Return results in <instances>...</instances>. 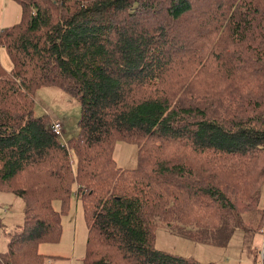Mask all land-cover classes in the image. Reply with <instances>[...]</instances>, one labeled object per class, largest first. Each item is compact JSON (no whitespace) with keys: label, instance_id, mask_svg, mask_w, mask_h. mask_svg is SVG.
I'll use <instances>...</instances> for the list:
<instances>
[{"label":"trees","instance_id":"obj_1","mask_svg":"<svg viewBox=\"0 0 264 264\" xmlns=\"http://www.w3.org/2000/svg\"><path fill=\"white\" fill-rule=\"evenodd\" d=\"M18 1L0 26V190L23 220L0 264H43L38 244L61 235L52 200L73 193L82 264H220L158 249L156 231L221 248L263 232L264 0ZM45 85L79 99L76 135L35 113ZM117 140L136 145L133 167L114 160Z\"/></svg>","mask_w":264,"mask_h":264},{"label":"rangeland","instance_id":"obj_2","mask_svg":"<svg viewBox=\"0 0 264 264\" xmlns=\"http://www.w3.org/2000/svg\"><path fill=\"white\" fill-rule=\"evenodd\" d=\"M21 9L18 0H0V26L17 22L21 16ZM0 62L7 71L10 70L12 63L3 46H0ZM34 100L36 114L47 112L51 119L62 120V137L67 139L77 134L80 105L76 96L58 86L45 85L35 91ZM136 150L135 144L117 140L113 149V158L117 165L133 167L136 163ZM52 204L60 212L61 235L56 242L38 244L37 250L44 257L43 264H82L87 241V226L82 203L73 193L65 209H62L58 198H54ZM259 207H264V182L261 185ZM0 218L4 225V227L0 225V252H3L8 241L5 232L23 220L22 198L11 192L0 190ZM263 239L264 230L261 234L236 230L228 245L221 248L160 228L156 231L154 245L158 249L191 257L201 263L262 264Z\"/></svg>","mask_w":264,"mask_h":264},{"label":"built area","instance_id":"obj_3","mask_svg":"<svg viewBox=\"0 0 264 264\" xmlns=\"http://www.w3.org/2000/svg\"><path fill=\"white\" fill-rule=\"evenodd\" d=\"M50 128L55 134H61L63 132L62 121L60 119H53Z\"/></svg>","mask_w":264,"mask_h":264},{"label":"crops","instance_id":"obj_4","mask_svg":"<svg viewBox=\"0 0 264 264\" xmlns=\"http://www.w3.org/2000/svg\"><path fill=\"white\" fill-rule=\"evenodd\" d=\"M49 114V113H48ZM50 115V114H49ZM55 119V118H54Z\"/></svg>","mask_w":264,"mask_h":264}]
</instances>
